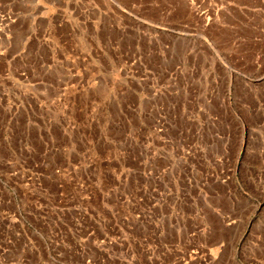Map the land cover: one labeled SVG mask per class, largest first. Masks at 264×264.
<instances>
[{
  "label": "rangeland",
  "instance_id": "1",
  "mask_svg": "<svg viewBox=\"0 0 264 264\" xmlns=\"http://www.w3.org/2000/svg\"><path fill=\"white\" fill-rule=\"evenodd\" d=\"M142 13L166 28L133 39L134 171L118 157L111 176L94 129L69 151L0 145V264H264V0H136Z\"/></svg>",
  "mask_w": 264,
  "mask_h": 264
},
{
  "label": "crops",
  "instance_id": "2",
  "mask_svg": "<svg viewBox=\"0 0 264 264\" xmlns=\"http://www.w3.org/2000/svg\"><path fill=\"white\" fill-rule=\"evenodd\" d=\"M7 2L15 14H9L11 24L4 28L0 10V145L17 150L57 144L61 151H69L75 147L69 137L81 141L94 129L100 136L92 144L103 147L104 155L119 163L108 166L111 176H118L122 165L118 157L133 170L144 147L133 135L142 113L137 105L141 94L134 83L140 79L129 74L130 61L139 50L133 39L158 37L164 33L165 20L133 14L136 0ZM81 63L90 66V75L87 70L88 76H81ZM5 71L12 77L3 80ZM53 135L60 139L56 142ZM12 180L17 182V177ZM14 184L19 191V184ZM3 191L14 194L15 187L4 185Z\"/></svg>",
  "mask_w": 264,
  "mask_h": 264
}]
</instances>
